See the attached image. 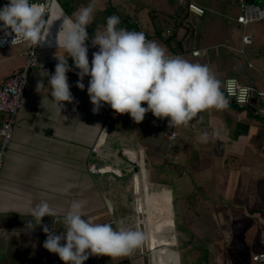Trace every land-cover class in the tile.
Masks as SVG:
<instances>
[{
    "label": "crops",
    "instance_id": "obj_1",
    "mask_svg": "<svg viewBox=\"0 0 264 264\" xmlns=\"http://www.w3.org/2000/svg\"><path fill=\"white\" fill-rule=\"evenodd\" d=\"M90 2L85 0L82 5ZM123 2L113 0L112 6H129L127 13L144 24L146 37L163 42L174 55L208 64L221 80L234 77L242 85L264 92V20L244 27L236 21L239 10L230 20L217 12L214 15V6L221 0L199 2L206 7L204 16L189 13L186 0L184 8L162 18L151 10L143 12L146 7L136 6L135 12L130 0ZM98 3L101 0H97L94 16L100 9ZM258 3L264 4V0ZM76 11L68 12L60 4L51 18ZM192 16L202 21L201 30L191 23ZM159 19L164 26L156 24ZM61 23L62 19L56 20L50 28L51 46L38 47L40 67L56 52L63 54L55 44ZM168 27L174 36L165 38L162 32ZM244 34H252V44H242ZM196 37L193 46L184 49V42ZM225 44L242 47L245 53ZM28 47L22 44L0 50V82L23 68ZM199 48L207 49L206 53L192 55ZM67 76L72 103L62 102L60 110L52 100L46 76L21 117L26 126L21 145L27 152L26 163L34 165L27 170L38 180L49 178L50 184L65 189L49 200L58 212L67 211L74 200L83 201L85 219L105 223L112 215L120 228L133 230H141L143 223L148 242L146 251L142 244L128 256H90L84 264H180L183 255L206 259L208 264H244L246 257L249 264H264L252 259L253 254L264 252V98L254 96L245 108L232 99L226 110L201 113L203 120L180 126V136L172 142L149 119L137 124L129 114H122L111 120L108 113L112 109L107 104L93 112L87 94L90 77L84 78L81 90L76 86L79 77ZM204 133H208L207 140L202 139ZM120 150L129 158L120 157ZM91 163L99 173L90 172ZM141 205L143 221L139 218ZM0 215L4 231L0 264H64L43 247L47 238L43 225L27 229L29 214L0 211ZM51 219L45 217L44 224Z\"/></svg>",
    "mask_w": 264,
    "mask_h": 264
},
{
    "label": "clouds",
    "instance_id": "obj_2",
    "mask_svg": "<svg viewBox=\"0 0 264 264\" xmlns=\"http://www.w3.org/2000/svg\"><path fill=\"white\" fill-rule=\"evenodd\" d=\"M96 6L97 0H91L71 16L61 14L55 20L46 18L45 6L32 0H8L0 7V32L5 37L13 36L12 45L28 42L51 46L50 28L62 19L55 44L63 54L55 53L54 73L44 70L50 95L60 110L62 102L74 100L67 76L74 70H78L76 86L81 90L85 88L84 78L90 77L87 94L93 112L107 104L116 114H129L137 124L151 112L158 119L170 118L169 128L188 127L196 119L203 120L201 113L228 109L232 98L237 104L248 103L250 87L235 78L221 80L208 64L170 54L160 43L147 39L143 31L119 27L117 15L107 17L104 30H96L89 37L86 29L94 21ZM89 40L93 47L98 46L91 64L86 43ZM41 84H37L38 92ZM144 103L147 107L142 106ZM208 138L204 133L202 139ZM84 208L83 201L74 200L61 213L42 200L31 209L26 227L32 230L43 225L47 237L43 247L57 254L64 264H84L90 256H128L145 242L146 233L141 230L114 228L112 223L85 219ZM45 217L52 218L51 228L44 224ZM58 228L63 231L58 232Z\"/></svg>",
    "mask_w": 264,
    "mask_h": 264
},
{
    "label": "rangeland",
    "instance_id": "obj_3",
    "mask_svg": "<svg viewBox=\"0 0 264 264\" xmlns=\"http://www.w3.org/2000/svg\"><path fill=\"white\" fill-rule=\"evenodd\" d=\"M58 1L69 12L72 9L78 10L79 8L83 7L82 2L85 0ZM123 1L127 0H120L121 3H124ZM196 1L198 3H201L205 0ZM239 1L240 0H221V2H218L217 5L215 4V10H213V14L215 15V12H217V14H219L220 16L223 15L222 17H224V19L230 20V17L236 15L239 10ZM185 2L186 0H130V3H132L131 5H134L135 8L133 11L136 12V6H140L139 8L146 7V10L143 12L148 13L147 10H151L152 13H157L160 18H162L166 13H172L179 8H184ZM112 3L113 0H101V3H98L100 9L95 14L92 25H90L92 28L101 31L106 26V18L108 16L119 15L120 11L113 10ZM260 5L262 8H264V4ZM126 7L127 8H125V6H122L118 7V9L126 14L129 6ZM191 19V23L197 28V30H201L203 27L202 21L196 16H192ZM156 24L158 26H164L162 19L157 20ZM197 39L198 38L196 37L195 39H189L190 42L185 41L183 44L184 49H189V47H192L194 40ZM214 41L217 42L218 40L215 39ZM15 47L16 46H11L7 47L6 49ZM46 78L47 77L45 73L40 69V64H37L29 71L28 83L24 94L25 96L22 98L21 107L16 116V123L14 125L12 137L7 143L6 154L4 156L3 166L0 173V211H15L18 213L29 214L31 209L42 200L47 201L50 204L49 200H54L53 197H56V193L61 195V193L63 192L64 188H60L57 185L50 184L49 178L38 180V178L34 177L30 172H28L27 169L29 168L32 170L34 168V165L30 163H28V165L26 163L27 157L25 155L27 154V152L25 147L21 145L26 133V126L25 124L23 126L21 117L23 118V116L26 114L27 108L33 101L32 94L37 91V84L40 82H42L43 84ZM109 119L113 120V118ZM1 145L2 136L0 135V147ZM100 168L104 170L102 164H100ZM99 176L100 175L96 177L98 180L100 178ZM71 183L73 184L72 180ZM247 254L249 255V253ZM202 261L208 264V260L206 259H186L185 255H183L180 264H200ZM242 261L244 264H249L248 257L242 259Z\"/></svg>",
    "mask_w": 264,
    "mask_h": 264
},
{
    "label": "built area",
    "instance_id": "obj_4",
    "mask_svg": "<svg viewBox=\"0 0 264 264\" xmlns=\"http://www.w3.org/2000/svg\"><path fill=\"white\" fill-rule=\"evenodd\" d=\"M7 2L8 0H0V7L4 6ZM32 2L45 6L46 18L47 16H52V12L54 8L59 7L60 5L58 0H32ZM187 9L189 13L195 14L197 16H204L206 14V7L197 3L195 0H188ZM262 20H264V8H262L259 3L251 2L248 0H240L239 13L236 17L237 23L245 27V26H248L250 24H253V23H256ZM120 27L126 28L130 31L132 30L144 31V24L136 18H133L131 20V24L123 25ZM86 31L88 32L89 37H91L95 33L96 30L92 28L91 26H88ZM162 36L165 38L174 36V30L168 27L164 32H162ZM12 39H13V36L5 37L4 33L0 32V50H3L7 47L18 46L22 44H29V47L26 51L27 57H26V62L23 68L19 71H16L8 75L0 82V135L2 136V145L0 147V173H1L2 166H3L4 156L6 154L7 143L12 137L14 125L16 123V116L19 112V109L21 107V101L26 91L28 78H29V71L38 64L37 50L39 46H33L28 42H19V43L12 45L11 44ZM147 39L153 40L148 37ZM156 42L160 43L162 46H164L167 49V51L170 54L174 55L171 51L168 50L167 46L163 42H159V41H156ZM86 43L89 49L88 51L89 63L91 64L92 53L98 51V46L93 47L91 44V40L87 41ZM252 43H253L252 34H244L242 36L243 45H248ZM225 46L230 50L237 51L238 53H242V54L245 53L242 47L238 48V47L227 45V44H225ZM206 51L207 49L205 48L194 49L192 50V55L201 56V55H204ZM56 63H57V60L55 59V56L51 57L49 60L43 62L40 69L43 72L44 70H46L48 73H54ZM68 63L69 65L73 64L72 60H68ZM77 71L78 70L70 71L67 73V75L77 76L76 74ZM229 78H234V77H229ZM251 90L252 91L250 93V98L247 104H243V105L237 104L235 101V98H232L238 107L245 108V107L250 106L252 104V100L254 96H259L261 98H264L263 91H260V90L254 91L252 88ZM259 111H262V109H259ZM120 116H122V114H116L113 110H110L108 113V118H116ZM147 119L151 120V123L153 124V126L168 140L173 142L179 138L180 136L179 130H178L179 127L174 129V128H169L168 126V120L170 118H164V119L153 118L150 116L149 113H146L144 120H147ZM96 151H97V147L95 146L94 152ZM166 165L168 167L169 166L173 167L172 162H167ZM89 170L92 174H96L100 172V170L98 169L95 163L89 164ZM105 223H112L114 228L119 227L118 222L115 220V218L112 215H111V219L106 221ZM45 224L49 226V228H51L52 219L46 222ZM54 227H58V225H54ZM3 236H4V231L0 227V243L2 242ZM252 259L258 262L264 261V252H258V253L253 254Z\"/></svg>",
    "mask_w": 264,
    "mask_h": 264
},
{
    "label": "water",
    "instance_id": "obj_5",
    "mask_svg": "<svg viewBox=\"0 0 264 264\" xmlns=\"http://www.w3.org/2000/svg\"><path fill=\"white\" fill-rule=\"evenodd\" d=\"M249 1V0H248ZM251 2H256V3H258V0H250ZM125 153H124V151L123 150H120V152H119V156L120 157H122V158H129V156L127 155H124ZM128 154V153H127ZM132 157L130 158V161L132 162V164L134 165V169L135 170H137L138 169V167H137V163H136V161H135V159H134V157H133V155H131ZM139 218H140V220L141 221H143L144 220V212H143V210H142V205L140 206V210H139ZM140 229H141V231H143V232H145V229H146V227H145V225L143 224V223H141V225H140ZM146 233V232H145ZM147 246H148V242H147V239L145 240V242L143 243V249H144V251H146L147 250Z\"/></svg>",
    "mask_w": 264,
    "mask_h": 264
},
{
    "label": "trees",
    "instance_id": "obj_6",
    "mask_svg": "<svg viewBox=\"0 0 264 264\" xmlns=\"http://www.w3.org/2000/svg\"><path fill=\"white\" fill-rule=\"evenodd\" d=\"M112 8H113V10H117V11H120V13H119V18H120V21H121V23H120V25H119V27L120 26H123V25H128V24H131V20L133 19V17H132V15H130V13H123L121 10H119V9H117L115 6L113 7L112 6ZM107 11V10H106ZM106 13V12H105ZM108 14V13H107ZM109 17V16H108Z\"/></svg>",
    "mask_w": 264,
    "mask_h": 264
}]
</instances>
